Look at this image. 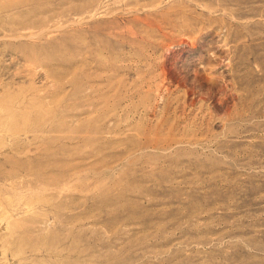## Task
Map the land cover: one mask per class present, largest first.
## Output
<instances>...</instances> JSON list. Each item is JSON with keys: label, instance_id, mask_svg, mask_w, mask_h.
I'll list each match as a JSON object with an SVG mask.
<instances>
[{"label": "rangeland", "instance_id": "obj_1", "mask_svg": "<svg viewBox=\"0 0 264 264\" xmlns=\"http://www.w3.org/2000/svg\"><path fill=\"white\" fill-rule=\"evenodd\" d=\"M0 264H264V0H0Z\"/></svg>", "mask_w": 264, "mask_h": 264}, {"label": "bare ground", "instance_id": "obj_2", "mask_svg": "<svg viewBox=\"0 0 264 264\" xmlns=\"http://www.w3.org/2000/svg\"><path fill=\"white\" fill-rule=\"evenodd\" d=\"M246 244L248 245V243L246 242ZM250 249H251V247H250Z\"/></svg>", "mask_w": 264, "mask_h": 264}]
</instances>
